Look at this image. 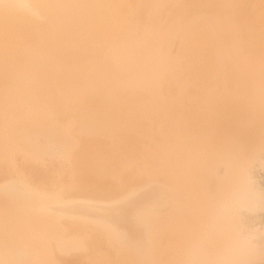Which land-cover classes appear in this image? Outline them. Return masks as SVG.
<instances>
[{"label":"bare ground","instance_id":"6f19581e","mask_svg":"<svg viewBox=\"0 0 264 264\" xmlns=\"http://www.w3.org/2000/svg\"><path fill=\"white\" fill-rule=\"evenodd\" d=\"M249 3L254 9L253 13H247L246 17L251 16L253 22L263 18L264 0H252ZM240 4L241 0H0V64L6 60L10 64L7 72L0 71V158L5 157L4 167L0 172V264H156L159 260L157 261V255L156 258L154 256L158 251L153 254L152 248L149 247L156 238L151 236L154 234L151 227L155 225L152 217L158 214L155 218H161L159 217L162 215L161 212L160 214L157 212L161 209L166 212V204L173 205L175 209H172L177 210L176 213L178 212L177 204L179 205L177 215L184 226L181 227V231L185 238L194 232V236L191 235L194 237L191 238L194 247L190 246L191 244L188 245L191 250L189 247L184 262L182 258V261L175 260L171 256L173 253L168 252V256L164 255L169 260L162 257V260L166 259L163 262L160 260L162 264L167 262L169 264L170 261H175L177 264L180 262H183L182 264H234L240 263L241 259L246 264H264V27L261 26L259 30H255L246 26L243 29L246 34L244 44L236 42L234 34H232L234 40L229 38L232 32L226 27L233 28L236 24L240 33L241 27L237 23L238 10L234 9ZM243 5H245L244 2L241 6ZM135 7H143L150 14L156 17L161 16L162 22L148 18L145 22H151L150 26L146 27L142 24L137 26L139 21L133 26L139 16L130 18L127 14L131 11L132 14L136 12ZM230 18L232 22H235V24L230 22L231 27L229 23L228 26L225 24L231 21ZM239 18H243L242 14ZM237 26L233 29L237 30ZM110 27L121 31L118 33V38L112 41L113 44L117 43L116 47H110L105 52L106 58L110 52L114 53L120 46L129 50L123 59L124 63L141 58L142 53L139 51L141 42L145 41L150 48L157 50V42L161 37L160 31L169 32L171 35L174 27H176V34L174 32L172 36L176 35L180 40L176 38L180 56L174 61L173 42L165 44L167 54L165 56L174 59L169 58L170 63L164 68L162 66L164 60L150 51L149 57L143 58L145 64L141 68L134 69V78L131 80L132 91L143 89L145 94L141 97L133 96L134 103L131 104L129 101L114 102L109 98L110 96L97 92L93 97L97 101L104 102V106L100 109L101 114H95L96 110L89 105L84 111L85 117L81 119L80 125L87 132H95L108 129L112 121L116 119L117 123L120 122L119 126L134 124H138V127L147 126L151 124L153 117L150 118V116H154L155 111L159 115L180 117L181 119L164 117L163 121L155 115L157 119L155 121L158 119L162 121H158L162 123L160 132L165 130L166 135L171 134V141L174 140L172 145L174 143L176 145L177 136L175 139L173 136L179 131L178 134L182 135L181 142L183 139L185 142L179 145L181 150L187 146L191 138L193 144L194 138L197 140L195 153L193 148V150L189 149L193 154L188 151V146L184 148L188 156L193 155L189 156L192 160L198 159L202 164L199 176L194 172L195 182L192 186L190 175L193 173H189L191 171L188 167L189 161L182 162L190 159L187 155L181 157L178 153L183 159L180 163L176 159L174 161L178 166L182 163L181 169L180 166H176L179 169L177 172H183L179 179L176 178L181 185L176 184L173 179L175 184L172 182L169 184L166 180L168 182H164L163 187L157 186L158 184L155 185L153 181H149V176L145 179L147 181L143 180V182L139 181L141 179L137 176L139 180L136 177L134 185L132 184V187L129 185L131 188L124 194L122 190L128 184L118 182L110 187L106 180L84 179V185L79 188L80 193L73 194L77 197L69 196L66 199L60 196L58 190L42 186L36 180H28L26 173L29 171L22 170L23 164L17 160L16 154L25 155L24 148L38 154L40 159L46 160L55 159L68 150L71 139L66 140L59 126L55 125L57 121L53 119V112L65 99L80 96L79 86L92 84L91 74L94 70L99 72L103 65L100 66L95 57L94 43L97 41L87 38H108L106 33ZM186 27H191L193 31L184 37ZM227 29L230 30L228 33ZM249 30L253 31L248 34ZM198 31L208 34L202 36ZM224 32L229 34L228 38L233 41L223 40L221 35L225 34ZM238 33L235 32V34ZM205 37H208L207 42L203 41ZM226 42L228 44L236 42L240 45L237 49H241L244 45V50L239 49L238 52L235 48L233 51V43L229 44L225 50ZM228 47L233 52H238L236 58L232 51L230 52L233 55H226L230 62L226 58L225 60L216 58L222 53L228 54ZM241 52L243 60H240ZM207 60L211 66L205 72ZM179 62L180 70L184 69L185 65L191 67L189 76L185 77L180 73ZM237 63L238 65L241 63L242 66L236 67ZM195 66L201 69L202 75ZM188 82L194 84L189 88L185 85ZM155 84L160 87L166 84L168 87L165 91L161 88V92L158 91L159 89L151 88ZM174 92L183 94L185 97L195 95L201 100L182 105V108L188 105L192 107L193 111H189L186 116L179 113L180 109L173 110L166 105L152 110L149 102L167 103V100H150L155 97H171L175 95ZM141 104L151 109L142 112L139 117L138 109L142 108ZM161 108L162 110H159ZM190 114L194 115L190 118L191 120ZM99 115L103 119L98 122L96 118L100 120L101 117H97ZM46 118H50V121ZM120 120H123V125ZM97 123H101L102 126ZM167 125L178 130L176 132L172 130L173 133L175 132L173 134L169 130L170 126L168 130L166 129ZM155 141L162 144L159 140ZM170 143L168 141V145L165 143V146L172 150ZM184 144L185 146H182ZM177 147L173 149L177 151ZM141 148L143 149V147L136 149L139 152L142 151ZM160 148L157 149L156 146L153 150L146 149L148 154L144 157L147 161L149 156L155 153H152L153 151H156L154 154L157 156L156 161L161 160L163 154L166 155L165 160L164 157L162 160L166 161V156L169 157L166 152L160 153L162 156L158 160L160 154H157V151H160ZM180 148L178 147V150ZM169 150L168 152L172 155L174 151ZM164 151L165 149L162 150ZM120 154L122 153L105 154L104 157L108 161L103 166L108 168H113L115 164L118 167L124 166L126 159L122 157L125 154L119 156ZM137 155V158L142 157ZM131 158H133L132 155ZM114 159H118L120 163L118 164ZM170 159L171 156L168 159L169 164L166 161L169 166ZM113 161L115 162L112 164ZM163 161L159 162L163 164ZM183 164L189 170H186ZM92 165L91 163L81 164L82 167ZM26 166L28 165L24 167ZM135 166H138L136 162ZM172 167L169 168L172 169ZM120 169L123 172L124 169ZM133 169L134 171L131 172V169L127 167L124 171L133 173V176L136 174L134 167ZM174 169L171 175L175 176ZM125 173L123 172V175ZM153 176H156V179H153L154 182H159L157 181L160 180L157 179L159 175L157 176L156 173ZM199 183L200 187H198ZM176 191L181 196V200L175 199ZM194 195L195 202L196 198L199 200L196 203L200 202L198 215L191 212L196 211L194 208H197V204L193 208L189 204L190 197ZM85 196H89L92 202H89L90 198ZM185 196L189 197L187 204L185 202L188 201L183 200L187 199ZM207 198L209 201L205 202ZM188 204L192 208H189L190 213L186 212ZM206 205L211 210L209 214L207 211L210 210L206 209ZM58 210L66 211L62 213L65 217L59 218ZM191 213L193 215L189 216ZM194 215L196 216L193 217ZM71 216L72 218H66ZM74 216L77 220H74ZM188 216L189 220L186 221ZM89 218L99 222L100 225L103 223L104 226L91 225ZM164 218H168V215ZM161 220H158V224ZM191 220L198 223L199 227L195 228L194 225L192 229L191 224L189 227L188 224H184ZM168 221L172 225L171 220ZM71 224H76V227L73 228ZM164 226L165 224L160 228L163 229ZM166 226L164 234L169 227ZM101 229L107 232L103 234ZM99 231L104 235V240L98 237L102 236ZM157 231H160L159 228L155 232ZM174 233L178 234V232ZM157 234V238L163 237L160 236L163 233ZM94 236L96 240L91 239ZM105 237L108 243L112 242L108 244V248L113 249L105 246L107 244ZM101 239L106 243L100 244ZM97 240L100 241L96 244L98 246L92 248V242L96 243ZM165 241L161 240L162 248V242L165 243ZM182 241L177 243L181 247ZM116 244L124 248L117 249ZM99 245L106 247L105 250L101 252L98 249ZM36 247L39 248L35 249ZM185 251L184 249V254ZM149 255L152 256L151 259ZM190 255L193 260H189Z\"/></svg>","mask_w":264,"mask_h":264},{"label":"rangeland","instance_id":"374dc122","mask_svg":"<svg viewBox=\"0 0 264 264\" xmlns=\"http://www.w3.org/2000/svg\"><path fill=\"white\" fill-rule=\"evenodd\" d=\"M249 1H252V0H247V1H243V0H241V4H240V6L239 7H237V8H235L234 7V9L235 10H238V15H237V23H238V25L241 27V29H240V27H239V29H240V33H238V26L235 24V22H232V19L230 18V20L231 21H229V22H227V23H225L227 26H228V23H229V26L231 27L232 26V24H235L234 25V27L233 28H235V26H237V30H235V29H233V28H229V27H226V28H228V29H231V31L230 30H228L227 29V33L230 31V32H232V33H230V35L231 36H229V38H233L235 35V41L236 42H238L239 41V44L240 43H243L244 44V42L246 41V38H245V31L243 30L246 26H248L249 28H251V29H255V30H259L260 28L259 27H261V26H263L264 27V17L263 18H258L256 21H252L253 20V18L250 16V17H246V14L247 13H253V5L252 4H250L249 3ZM245 3V5H243V6H241L242 5V3ZM260 8V7H259ZM135 9H136V12H134L133 14H132V11L131 12H128V16H130V18L131 17H133V16H135V15H138L139 16V18H137L136 19V21L134 22V24H133V26L136 24V22L137 21H139V24L137 25V26H139V25H144V26H146V27H148V26H150L151 25V22H145L148 18H152V19H154L155 21H158L159 23H161L162 22V17L161 16H155L154 14H150V12H148L145 8H143V7H140V8H138V7H135ZM240 14H242V19L241 18H239V15ZM141 15H143V16H141ZM234 19V18H233ZM199 22H201V21H199ZM232 24H231V23ZM231 24V25H230ZM225 28V29H226ZM232 29H233V31H232ZM234 30H235V32H237L238 34H235V32H234ZM121 30L120 29H118V28H116V29H114V28H112V27H110L109 29H107V35L109 36L108 38H97V37H94V38H87V39H89V40H96L97 42L96 43H94V45H95V52H96V54H95V57H96V59H97V63L100 65V66H102L103 65V67H102V69L101 70H99V72H97V71H95L94 70V72L91 74V78L93 79V82H92V84H90L89 86H79L78 88L80 89V96H78V97H71V98H69L68 100H64L62 103H60V105H58V107L56 108V110L53 112V119H55L57 122L55 123V125H57V126H59V128H60V130H61V132H62V134H63V136L65 137V139L66 140H69L70 141V139H71V141H70V145H69V147H68V150L64 153V154H62L61 156H58L57 158H55V159H40V156L38 155V154H36L35 152H33V151H31V150H29V149H27V148H24V152H25V155L23 154V153H18V154H16L17 155V160L19 161V162H21L23 165L21 166V168H22V170L24 169L25 170V172L26 171H29V173H26V175H28L27 176V179L28 180H36V181H38V183H40L42 186H46V187H52L53 189H56V190H58L59 191V194H60V196L61 197H63V198H66V199H68V197L69 196H74V195H76V194H74V193H80L79 192V188L81 187V186H83L84 185V179H87V180H90V179H97V180H106V182H107V184L109 183V185L108 186H113V184L115 183V185H116V183H118V182H122V183H124V184H128L127 186H125V188H123V190H122V192H123V194L124 193H127V191H128V189H130L131 187H132V184L134 185V181L136 180L135 178L138 176L141 180H139L138 179V177H137V179L139 180V181H141V182H143V180L144 181H147V180H145V179H147V178H152V177H154V178H152V179H150L149 178V181L150 182H152L153 181V183L155 184V185H157V186H162V184L164 183V182H168L169 184L172 182V183H174L173 181L175 180V183L176 184H180L181 185V183L180 182H177V180H176V178L177 179H179V176L181 175V173H183V172H181V173H179V172H177V170L179 171V169H177L179 166H178V164H177V162H175L174 160L176 159V161H178V163H180V161H182L181 159H183V158H181V157H185V155H187L186 154V152L185 151H187V150H185L186 148H187V146L189 147L188 148V151L189 152H191L190 150L192 149L194 152L193 153H195V149L197 148V140H195V138H194V144L192 143L193 141H192V138L187 142V146L186 147H183V149L181 150V148H180V144H183L182 142H184L183 140H182V142H181V138H182V135H180V134H178L179 133V131L178 132H176L177 130H174L173 129V127H171V125H167L166 127V129L168 130V127L170 126L171 127V129H169L170 130V132L173 130V131H175L177 134H175V132L173 133V131L171 132V133H173V134H175V136H173V134H172V136H173V139H175L176 138V136H177V138H176V140H175V142H177L176 143V145H172V141L174 142V140H172L171 141V134H167L166 135V133L164 132V131H162V133L160 132L161 131V126H162V123H159V122H162L161 120L159 121V119H158V121H155V120H157V119H155L156 117H155V115H157V117L158 118H162V120L164 121L165 120V118L164 117H169V116H165V115H159L156 111L154 112V116H150V118H152L151 120H152V122H151V124H149V125H147V126H141V127H138L139 125L138 124H134L135 126H137V127H135L134 125H128V126H119L120 124V122L119 123H117V119L116 120H113L112 121V125H110V127L108 128V129H103V130H98V131H95V132H87V131H85V130H83V128H82V126L80 125V122H81V119L83 118V117H85L84 116V111L86 110V108H88L89 107V105H91V108H93L94 110H96V113L95 114H101L100 113V109H102V107L104 106V102H100V101H97L96 100V98H94L93 96L97 93V92H99L100 94H106L107 96H110L109 98L110 99H112L114 102L115 101H121V102H128L129 101V103H131V104H133L134 103V98L135 97H133V96H142L143 94H145V90H143V89H138V91H132L133 89H132V87H131V80L134 78V69L135 68H141L144 64H145V61L143 60V58H148L149 57V53H150V51H152L153 53H154V55L156 56V57H158V58H162L163 60H164V62L162 63V66L164 67V68H166L168 65H169V58H172V59H174L173 57H168V56H165V54H166V46H165V44H170V43H172L173 42V44H172V52H173V54H174V56H175V59H174V61H176V58H178L179 56H180V52H179V47H177L178 46V41L176 40V38L178 39V37L176 36V35H173L172 36V34L175 32V34H176V27H174V30L172 31L173 33L170 35V33L169 32H163V30L162 31H160V35H161V37L158 39V42H157V50L156 49H153V48H150L149 46H148V43L147 42H145V41H143V42H141L140 43V45H139V51L142 53V55H141V58L140 57H138L137 59H135V60H132V61H130V62H128V63H124L123 62V59L126 57V54L129 52V50L128 49H126L124 46H120V47H118V50L117 49H115V52L114 53H111L110 52V54H109V56L106 58V54H105V52H107L108 51V49L110 48V47H116V45H117V43H115V44H113L112 43V41L113 40H115V39H117L118 38V33L120 32ZM192 31H193V29L191 28V27H186V29H185V35H184V37H186L187 36V34L188 35H190L191 33H192ZM224 31V30H223ZM253 30H249L247 33L249 34L250 32H252ZM225 32H226V30H225ZM224 32V33H225ZM234 32V33H233ZM198 33L200 34V35H202V36H206V34H208V33H203V32H201V31H198ZM223 33V32H222ZM227 33H225V34H222L221 35V37H222V39L224 40V39H226L225 41H227V42H230V41H233L234 40V38H233V40H230L229 38H228V35L229 34H227ZM103 34H105V33H103ZM232 34H234V36L232 35ZM226 36V37H224L223 38V36ZM172 36V37H171ZM113 37V38H112ZM183 37V38H184ZM215 37V36H214ZM217 37V36H216ZM221 37H218V38H221ZM217 38V39H218ZM236 38H237V40H236ZM228 39H229V41H228ZM179 40V39H178ZM180 41V40H179ZM203 41H205V42H207L208 41V37H205L204 39H203ZM216 41V40H215ZM218 41V40H217ZM218 42H220V41H218ZM217 42V43H218ZM225 43L224 45H226V46H224L225 47V50H226V47L229 45V44H232L233 45V51H234V49L236 48V51L238 50V52H239V49H237V46H240L239 44H237L236 42H232V43ZM234 43H235V45H234ZM220 44V43H219ZM230 47H228L227 48V50L229 51V53H232L233 51H232V49L230 48ZM242 50H244V45H242V48H241ZM240 49V50H241ZM228 51H227V53H228ZM230 51H232V52H230ZM233 52V53H235L234 55H233V53L232 54H221V55H218L216 58H219V59H224V58H226V60L227 59H229V57L228 56H230V55H233L235 58H236V54H237V56H238V52ZM179 52V53H178ZM225 52V51H224ZM243 52V51H242ZM240 53V56L241 55H243V53ZM167 55V54H166ZM223 55V56H222ZM226 55H228V56H225ZM239 56V57H240ZM234 58V59H235ZM241 59L240 60H243L242 59V56L240 57ZM231 59V58H230ZM225 60V59H224ZM208 61V60H207ZM228 61V60H227ZM236 62L238 61V60H235ZM228 62H230V61H228ZM236 62H234V63H236ZM240 61H238V63H239ZM242 62V61H241ZM96 63V64H97ZM238 63H237V65H238ZM182 64V63H181ZM241 64V63H240ZM235 65L236 67H240V66H242L243 65V62H242V65ZM229 65V64H228ZM210 66H211V64H210V62L208 61L207 62V69L205 70V72L207 71V70H209L210 69ZM9 67H10V64H9V61L8 60H6V61H4V62H2L1 64H0V71L1 72H7L8 70H9ZM180 67H181V65H180V62H179V64H178V68H179V71H180V73L181 74H184V76L186 77V76H189L190 75V72H191V67H189L188 65H185L184 66V69H182V70H180ZM229 67V66H228ZM195 68H196V70L202 75V71H201V69L198 67V66H195ZM8 74V73H7ZM194 83L192 82V83H190V82H188V84H185L186 86H188L189 88L193 85ZM172 85V84H171ZM167 85L166 84H162L161 85V87L159 86V85H157V84H155V85H152V89H159L158 91H161L162 92V90H161V88H163V90L165 91V89H167ZM132 94H134V95H132ZM174 96H171V97H155V98H153L152 100H150V101H163V100H167V103L166 102H149V105L151 106V108H152V110H154L156 107H159V106H162V105H166V106H169L171 109H173V110H176V109H180L179 110V113L181 114V115H185L186 116V114L189 112V111H193L192 110V107L191 106H186V107H184V108H182V105L183 104H187L188 102H191V103H196V102H199L201 99H198L195 95H193V96H191V97H185V96H183V94H180V93H175L174 92ZM128 97V98H127ZM127 98V99H126ZM146 98L148 99V97H147V95H146ZM96 100V101H95ZM187 100H192V101H187ZM140 107H142V108H140V109H138L139 110V117L141 116V114H142V112H145L146 110L147 111H150V109L151 108H147V106L145 107V106H143L142 104L140 105ZM144 108V109H143ZM159 110H162V108L161 109H159ZM195 113H196V111H194ZM193 115V114H192ZM192 115L190 114V116L191 117H189V116H187V117H189V119L190 118H192ZM160 116V117H159ZM194 116V115H193ZM97 117H101V119L99 120L98 118H96L97 120H98V122L99 121H101L103 118H102V116L101 115H99V116H97ZM121 117H122V114H121ZM94 118V117H93ZM164 118V119H163ZM169 118H180V117H169ZM48 121H50V118H46ZM181 119V118H180ZM184 119V118H183ZM187 119V118H186ZM188 120V119H187ZM191 120V119H190ZM121 121V120H120ZM123 121V120H122ZM121 121V124L123 125V122ZM153 123H154V125H153ZM97 124H99V125H101V123H97ZM104 124V123H103ZM146 124H147V122H146ZM156 124V125H155ZM153 125V126H152ZM102 126V125H101ZM112 126V127H111ZM169 127V128H170ZM100 128V127H99ZM106 128V127H105ZM145 132H147L148 134H146ZM169 132V133H170ZM189 132V131H188ZM187 132V133H188ZM71 133V134H70ZM189 133H191V132H189ZM193 135H195L194 133H192ZM73 135V136H72ZM168 135H170V136H168ZM193 135H192V137H193ZM191 136V135H190ZM166 139H165V138ZM170 138V139H167V138ZM179 137H180V141L178 142V140H179ZM195 137V136H194ZM178 139V140H177ZM155 140H159L160 142H162V144L161 143H155L156 141ZM166 140V142H163V141H165ZM153 141V142H152ZM158 141V142H159ZM168 141H169V143H170V145H172V146H170V147H172V150L171 151H174V153L172 152V155L173 154H175V155H171L169 152H168ZM181 142V143H180ZM153 143V144H152ZM163 143H164V145H163ZM165 143L167 144L166 146H165ZM185 143V142H184ZM163 145V146H161V145ZM191 144H193V145H191ZM196 144V145H195ZM153 145V147H156L157 146V149H159V147H161L160 148V151L158 150L157 152V154H160V153H167V154H169V157H168V155L166 156V161L168 162V159L170 158V156H171V159L169 160L170 162H171V164H170V166L169 165H167V163H166V161H163L162 159H163V157H164V160H165V155L166 154H163L164 156L162 157V158H160V156H162L161 154L160 155H158V160H159V158L161 159V160H159L160 162L161 161H163V164H161L159 161H156V158H157V156H155L154 154L156 153V151H151L152 153H154L153 154V156H149V158H148V161H147V158H145L144 156L146 155L147 156V152H148V150H153V147L151 148V146ZM155 145V146H154ZM180 148L179 150H178V147ZM182 146H185V144L184 145H182ZM191 146V147H190ZM195 146V147H194ZM138 147H143V149L141 148V150L142 151H139L138 152V149H136V148H138ZM164 147H166V148H164ZM175 147H177L176 149H177V151H179V152H177V151H175V149H173V148H175ZM145 148V149H144ZM150 148V149H149ZM163 148V149H162ZM185 148V149H184ZM146 149H148V150H146ZM165 149V151L164 152H162V150H164ZM190 149V150H189ZM155 150H156V148H155ZM167 150V151H166ZM169 150V151H170ZM170 151V152H171ZM184 151V152H183ZM145 152V153H144ZM176 152V153H175ZM111 154V155H113V154H119V153H122V154H120L119 156H122V155H124L125 154V156H127V157H122L123 159H126L125 160V167L123 166V165H119V167H118V165L116 166V164L115 165H113V168H112V170H111V168H108V167H105V166H103V164L106 162V161H108L107 160V158H105L104 157V155L105 154ZM135 153V154H134ZM140 153V154H139ZM181 154V157L178 155V154ZM183 153H185L183 156H182V154ZM192 153V152H191ZM192 153V154H193ZM134 154V155H133ZM138 154V155H137ZM156 154V155H157ZM131 155H132V157L133 158H131ZM136 155L138 156V157H141V158H137L136 157ZM152 155V154H151ZM191 154H189V156H190ZM115 156V155H114ZM114 156H112L113 158H114ZM177 156H179L178 158H176ZM188 156V155H187ZM188 156V157H189ZM191 156H193V155H191ZM107 157H109V156H107ZM136 157V159H134ZM156 157V158H155ZM175 157V158H174ZM112 158V159H113ZM117 158V157H116ZM172 158H174L173 159V161H174V163H173V161H172ZM120 159H121V157H120ZM127 159H128V161H127ZM140 161H139V160ZM150 159H152L151 161H150ZM189 159L190 160H184V161H182V162H187V161H189L188 163H189V169H191V171L189 172L190 174L191 173H193V174H191L190 176H191V186H192V183H194L195 181V177L193 176L194 175V172L196 173V174H198V176H199V174H200V171L202 170V164H201V162H199L198 161V159H195L194 160V158H193V160H192V158L191 157H189ZM109 160H111V159H109ZM118 164L120 163L119 161H118V159H114ZM134 160V161H133ZM141 160H144V161H141ZM115 161H113V162H111L112 164L115 162ZM121 161V160H120ZM123 162H124V160H122ZM145 161H147V162H145ZM154 161H156L155 162V166H154ZM4 162H5V157H1L0 158V172H2V168L4 167ZM135 162H136V165H138V166H135ZM150 162H152V163H150ZM157 162H159L158 164H157ZM83 163H91V164H93L91 167H82L81 166V164H83ZM108 163V162H107ZM140 163V164H139ZM110 164V163H109ZM127 164V165H126ZM153 164V165H152ZM164 164H166V165H164ZM168 164H169V162H168ZM173 164V165H172ZM177 164V165H176ZM25 165H28V166H26V167H24ZM111 165V164H110ZM109 165V166H110ZM144 165V166H143ZM150 165H152V166H150ZM161 165V166H160ZM175 165V166H174ZM184 165V167H186V165L185 164H183ZM107 166V165H106ZM114 166H116V167H114ZM124 168H123V167ZM168 166V167H167ZM171 166H173L172 167V169H170L169 167H171ZM176 166H178L177 168H176ZM181 166H182V163H181ZM181 166L179 167L180 169H181ZM24 167V168H23ZM127 167L129 168V169H131V172H133L134 171V169H133V167L135 168V170H136V174H134L133 176H132V174L133 173H127L126 171H124V170H127ZM150 167V168H149ZM163 167V168H162ZM120 168H122V169H124L123 170V172L125 173L124 175H123V172H122V170L120 169ZM161 168H162V170H161ZM174 168H176V170L174 169ZM133 169V170H132ZM167 169H169V170H167ZM174 169V171L176 172V173H178V174H176L175 173V176H174V174L173 175H171L172 173H173V170ZM187 167H186V170H189ZM117 170V171H116ZM121 170V171H120ZM182 170H185V168H182ZM144 172V174H143V172ZM157 173V179H160V180H157V181H159V182H154V180L153 179H156V176H153V174L154 175H156V173ZM159 171L162 173H159ZM168 171V173H166ZM129 172V171H128ZM169 172H171L170 173V175H169ZM120 173H121V175H120ZM166 173V174H165ZM168 174V175H167ZM1 175V174H0ZM141 175H143V176H141ZM176 175H178V176H176ZM145 176V177H144ZM149 176V177H148ZM193 176V177H192ZM144 177V179H142ZM163 179H161V178ZM166 177V178H165ZM167 177H169V178H167ZM133 178V179H132ZM194 178V179H193ZM135 179V180H134ZM174 179V180H173ZM193 179V180H192ZM166 180H168V181H166ZM131 181V182H130ZM193 181V182H192ZM127 182V183H126ZM171 183V184H172ZM174 183V184H175ZM204 183V182H203ZM131 187H130V186ZM204 186H205V183H204ZM163 187V186H162ZM194 187V186H193ZM198 187H200V183L198 184ZM195 188V187H194ZM127 190V191H126ZM179 190V189H178ZM177 190V191H178ZM176 191V192H177ZM193 191V190H192ZM191 191V192H192ZM122 192H121V194H122ZM74 194V195H73ZM83 194V193H82ZM120 194V193H119ZM119 194H117V195H119ZM176 194V196H175V199H177L178 198V200H179V198L181 197V196H179V194H178V192L177 193H175ZM116 195V196H117ZM106 196V195H105ZM74 197H77V196H74ZM84 197V196H83ZM86 197V196H85ZM88 198H90L89 196H87ZM86 197V198H87ZM186 197V196H185ZM193 197H195V195L194 196H192V197H190V202L192 203L193 201V203H194V205H193V203L191 204V203H189V201H188V198L189 197H186L187 199H183L184 200V202H185V200L186 201H188V202H185L186 204L187 203H189L190 205H191V207L193 208L194 206H196V204H197V208L195 207L194 209L196 210V211H191V212H193L194 214H199V210H200V206H199V204H200V202H199V204L198 203H196V202H198L199 200H198V198H196L197 200H196V202H195V198L193 199ZM192 198V199H191ZM94 198H92V200H93ZM180 200H181V198H180ZM209 201V198H207L206 200H205V202H208ZM89 202H92L91 201V198L89 199ZM176 203H178L177 201H175ZM174 203V202H173ZM176 203H174L175 205L174 206H176ZM179 204H180V201H179ZM188 204V205H189ZM188 205H186V206H188ZM190 205H189V207H188V209H186V212H188V213H190V210L192 209L191 207H190ZM193 205V206H192ZM168 206H170V205H168V204H166V209H167V211L165 212L164 210H158V212L157 213H159L160 214V212H161V216L159 215V217H161V218H158L157 219V217L155 218V216L157 215L158 216V214H156V215H154V218L152 217V219H153V223H155V228H154V226H153V228L151 227V229H153L152 231H154V232H152V234L153 235H151L153 238L156 236V238L158 237V232H159V235L160 234H162V235H160V236H163V237H161L160 239L159 238H157L158 240L156 241V238H154L155 239V241L154 242H152L153 241V239H152V243H151V245L152 246H149V247H151L152 248V250H151V252L153 253V252H157L158 251V253H155V258H156V255H157V261L159 260V262H156V264H162L161 262H163L164 260L166 261V259H167V256L170 254V252H171V254L173 253V255H171V256H173L174 257V259L176 260V259H179L180 261H182L183 260V262H184V260H185V258L187 257V252H188V249H189V247L190 246H192V247H194V242L192 243V239L191 238H194V237H192V236H194V232H192V234H191V231H190V234L192 235H188V237H186L185 238V235L182 233V231H181V227H184V226H182V223H181V219H180V221H179V217H178V215L177 214H179V205L177 204V209H178V212L176 213V211H174L172 208H174V207H172L173 205H171L170 207H168ZM181 206V205H180ZM206 209L207 210H210V208L208 207V205H206ZM169 208H170V210H169ZM189 208H191V209H189ZM174 211H172V210ZM175 209V208H174ZM181 209V208H180ZM162 211H164V213L162 212ZM64 212H66V211H62V210H58V212H57V216L59 217V218H62V217H65L62 213H64ZM170 212V213H169ZM184 212H185V210H184ZM196 212V213H195ZM198 212V213H197ZM211 212V210L210 211H207V214H209V213ZM156 213V212H155ZM154 213V214H155ZM176 213V214H175ZM168 215V218H164V217H166ZM171 215V216H170ZM174 215V216H173ZM176 215V216H175ZM191 215H193L192 213L189 215V216H191ZM92 216V215H91ZM163 216V217H162ZM189 216H188V218H187V220L186 221H188L189 220ZM196 215H194L193 217H195ZM78 217V216H77ZM95 217V216H94ZM93 217V219L95 220V218ZM176 217V218H175ZM66 218H72V216L71 217H66ZM74 218H75V216H74ZM170 218V219H169ZM90 219V218H89ZM93 219H90V223H91V225H98V226H104L103 225V223H101V225L99 224V222H96V221H94ZM157 219V220H156ZM161 220V221H163L164 223H162L161 221H159V224H158V220ZM74 220H77L76 218L74 219ZM156 220V221H155ZM168 220H171L170 222H171V224L172 225H170L169 224V221ZM179 221V222H178ZM96 224H95V223ZM149 222H150V220H149ZM161 222V223H160ZM168 222V223H167ZM174 222V223H173ZM89 223V224H90ZM93 223V224H92ZM98 223V224H97ZM152 223V224H153ZM181 224V225H179V224ZM163 224H165V226L166 225H170L168 228H167V231H169V232H165V234H164V229H165V226H164V228L162 229V227H163ZM176 224H178V225H176ZM185 225L186 224H188V227L190 226L189 224H191V226L190 227H192V226H194L195 228H196V226L197 227H199V224L198 223H195L194 221L192 222V220L191 221H189V222H186V223H184ZM90 225V226H91ZM106 225V224H105ZM159 225V226H158ZM176 226V228H175V226ZM71 226L73 227V228H75L76 227V224H71ZM151 226V225H150ZM157 226V227H156ZM160 226H162L161 228H160ZM61 227V226H60ZM167 227V226H166ZM173 227L176 229V231H175V229H173ZM180 227V228H179ZM158 228H159V230L160 231H157V232H155L156 231V229L158 230ZM155 229V230H154ZM171 229V230H170ZM177 229H179L178 231H177ZM192 229H194L193 227H192ZM163 230V232L161 233V231ZM101 231H102V233L104 234L105 232H107L106 230H103V229H101ZM101 231H99L100 232V235H102V233H101ZM104 231V232H103ZM189 231H188V233H189ZM174 232H178V234L177 233H174ZM179 232H180V234H179ZM196 232V231H195ZM86 233V232H85ZM151 233V232H150ZM170 233H171V235H170ZM174 233V234H173ZM157 234V235H156ZM165 235V236H164ZM172 235H174L173 237H172ZM180 235V236H179ZM183 235V236H182ZM159 236V237H160ZM170 236V237H169ZM95 237V236H94ZM91 238L92 240L94 239V240H96V237L95 238ZM98 237H101L103 240H104V235H102V236H98ZM97 237V238H98ZM151 237V238H152ZM175 237V238H174ZM182 237V238H181ZM185 239H184V238ZM190 237V238H189ZM168 238V239H167ZM178 238V239H177ZM181 238V239H180ZM101 239V242H100V244H103L102 242H104L103 240ZM172 239V240H171ZM188 239V240H187ZM98 240H99V238H98ZM98 240L96 241V243L93 241L92 242V248H96L97 246H96V244L97 243H99L98 242ZM105 240H106V237H105ZM159 240H160V242H159ZM161 240H163V241H165V240H167V241H165V243L164 242H162V246H163V248L160 246V244H161ZM169 240H170V243H169ZM178 240V242H176ZM183 240V241H182ZM186 241V243H185V241ZM189 240H191V242L189 241ZM85 241H87L88 242V240H85ZM112 241H114L113 239H112ZM172 241V242H171ZM182 241V247H181V245L179 246L177 243H180V242ZM90 242V241H89ZM106 242H107V240H106ZM106 242H104V243H106ZM184 242V243H183ZM91 243V242H90ZM112 242H107V244H105V246L108 248V244H111ZM156 243V244H155ZM169 243V244H168ZM88 244V243H87ZM93 244H94V247H93ZM117 244H119V243H117ZM116 244V245H117ZM164 244V245H163ZM166 244H168V246L166 245ZM171 244H173L172 246H171ZM177 244V245H176ZM191 244V245H190ZM89 245V244H88ZM88 245H87V248H88V250L90 249L89 247H90V245H89V247H88ZM113 245H115V243L113 244ZM153 245H154V247H155V245H156V247H155V250L153 249L154 247H153ZM170 245V246H169ZM183 245H185L184 247H183ZM188 245H190V246H188ZM165 246V247H164ZM174 246H175V248H174ZM177 246V247H176ZM186 246H188V247H186ZM106 247H102V245L100 246L99 245V247H98V249L101 251V250H105V248ZM110 247V246H109ZM117 247V249H119V247H118V245L117 246H115V248ZM159 247H161V248H159ZM169 247H171V248H169ZM178 247H180V248H178ZM37 248H39V247H36L35 249H37ZM104 248V249H103ZM112 247H110V248H108V249H111ZM114 248V249H115ZM121 248V247H120ZM124 248V247H123ZM123 248H121V249H123ZM158 248H159V250H161V251H159L158 250ZM166 248V249H165ZM186 250L185 251V254L183 253L184 252V249ZM113 249V248H112ZM116 249V250H117ZM127 249V248H126ZM157 249V250H156ZM163 249V250H162ZM169 249V251H167ZM173 250V252H172V250ZM179 249V250H178ZM183 249V250H182ZM193 249V248H192ZM190 250H191V247H190ZM189 250V251H190ZM106 251H108L107 249H106ZM164 251L166 252V253H164ZM174 251H175V253H174ZM102 252V251H101ZM163 252V253H162ZM169 252V254H167ZM191 252V251H190ZM189 252V253H190ZM192 252H193V250H192ZM177 253H178V255H177ZM154 254V253H153ZM160 254V256H158ZM164 254H167V256L166 255H164ZM162 255V256H161ZM89 257H91L92 259H93V257L92 256H90V255H88ZM150 256V257H149ZM148 257L151 259V255H149ZM170 256V257H171ZM177 256V257H176ZM165 258L166 257V259H164V260H162L163 258ZM169 257V258H170ZM173 257H171V258H173ZM176 257V258H175ZM80 258H84V257H80ZM86 259H87V257H85ZM154 258V259H155ZM181 258H182V260H181ZM42 259V258H41ZM44 259V258H43ZM102 259V258H101ZM57 260V259H56ZM59 260V259H58ZM160 260H162L161 262H160ZM167 260H169V259H167ZM189 260H193V257L191 258V255H190V259ZM240 261V260H239ZM173 262V261H172ZM171 261L169 262V264H171L172 263ZM182 262V263H183ZM189 261H187V263H188ZM174 263H176L175 261L173 262V264ZM181 262H180V264H182ZM165 264H168V262L167 263H165ZM177 264V263H176ZM179 264V263H178ZM234 264H246L242 259H241V261H240V263L239 262H235Z\"/></svg>","mask_w":264,"mask_h":264}]
</instances>
